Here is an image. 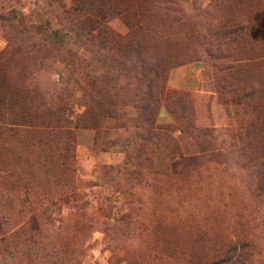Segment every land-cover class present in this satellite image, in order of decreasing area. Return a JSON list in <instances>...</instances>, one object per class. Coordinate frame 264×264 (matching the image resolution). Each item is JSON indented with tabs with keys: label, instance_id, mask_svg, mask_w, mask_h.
<instances>
[{
	"label": "rangeland",
	"instance_id": "374dc122",
	"mask_svg": "<svg viewBox=\"0 0 264 264\" xmlns=\"http://www.w3.org/2000/svg\"><path fill=\"white\" fill-rule=\"evenodd\" d=\"M50 2L0 0V236L19 228L0 264H215L240 248L245 264H264V179L249 165L264 146V0H111L137 8L147 34L141 49H111L115 66L172 58L156 125L200 158L184 171L147 132L142 108L159 90L147 81L100 85V124L75 131L71 160L16 133L36 88L58 90L66 67L32 58L59 27ZM131 22L115 15L108 27L126 35ZM63 91L73 117L85 111L82 91Z\"/></svg>",
	"mask_w": 264,
	"mask_h": 264
},
{
	"label": "trees",
	"instance_id": "16d2710c",
	"mask_svg": "<svg viewBox=\"0 0 264 264\" xmlns=\"http://www.w3.org/2000/svg\"><path fill=\"white\" fill-rule=\"evenodd\" d=\"M63 1L51 0L49 4V7L57 12L59 27L31 44L32 58L37 63L36 65H41L48 57L61 58L64 61L65 70L56 69L59 89L46 93L42 91V88H36L39 93L35 91L34 99L31 100L35 106V112L29 113L27 109H23L16 116V133H21V131L31 133L34 140L38 142L45 139L49 145L62 151L64 156L71 160L76 138L75 131L80 127L96 130L100 124V117L92 114L95 105H100L105 99V97H100L101 93L98 90L100 85L128 77V79L147 81L159 89L157 90L158 97L153 96L149 91L150 100L142 108L149 135L157 134L163 139L167 156L179 155L183 171L196 167L200 158L196 155L184 156L181 153L171 135L173 127L156 125L159 100L168 94L164 89V81L169 67L167 64L172 61L171 56L162 58L157 54L155 59L148 56L146 61L143 58L145 62L141 60L138 64L133 61L124 66L119 64L115 66V59L111 56V49L121 53L127 52L129 48H143L141 41L147 34H142L144 30H142L141 14L138 9L133 8L132 4L128 7H117L111 3V0H69L70 5H66ZM136 14H138L137 17ZM115 15H120L124 19L128 17V21H132L129 24L128 34L116 35L109 29L108 21ZM20 22L23 24L22 20ZM81 48L90 51L87 58L81 56ZM23 53L31 54L27 51ZM63 89L73 92L82 91L81 99L86 107L85 111L73 117L69 98ZM22 104L25 105V101ZM260 151L259 161L249 165L256 169L255 175L262 182L264 179V146L260 148ZM68 169L70 170V166ZM7 224L3 221L2 227H6ZM18 230L19 228H11L5 232V235L0 236L2 249L10 244L8 249L10 252L13 251V240ZM243 249H235L229 258L217 261L215 264H245L249 256L244 254Z\"/></svg>",
	"mask_w": 264,
	"mask_h": 264
}]
</instances>
